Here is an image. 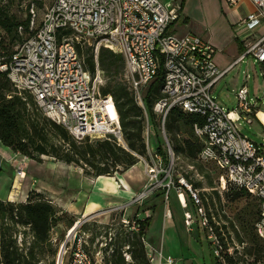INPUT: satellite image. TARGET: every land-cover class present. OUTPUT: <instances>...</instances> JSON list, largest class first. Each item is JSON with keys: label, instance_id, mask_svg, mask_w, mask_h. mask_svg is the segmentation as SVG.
Segmentation results:
<instances>
[{"label": "built area", "instance_id": "1", "mask_svg": "<svg viewBox=\"0 0 264 264\" xmlns=\"http://www.w3.org/2000/svg\"><path fill=\"white\" fill-rule=\"evenodd\" d=\"M249 1L254 11L236 23L248 36L246 50L237 62L250 55L264 66V0ZM35 15L32 3L28 8L30 30ZM180 18V5L162 4L159 0H51L41 25L19 45L8 64L0 65V72L6 73L19 94L30 95L37 109L76 141L111 138L127 150L114 100L101 93L104 74L98 61L102 48L122 55L124 78L135 103L143 110V90L157 80L161 82V96L152 110L160 119L165 148L158 151L149 147L150 125L146 123V154L138 157L146 183L133 203L140 204L158 191H164L166 200L172 190L178 202L184 203L181 196L186 184L173 182L174 153L164 132L169 111L177 108L204 119L202 124L192 126L193 136L201 145L197 161L213 164L220 170L222 189L228 183L259 201L253 230L264 242V145L242 135L238 128L241 117L235 110L220 106L211 95L212 88L228 69L217 68L213 60L216 50L208 41L195 34L176 32ZM83 47L91 50L93 72L78 52ZM236 99L239 114L251 123L248 117L254 115L255 107L248 103L246 86L237 91ZM22 174L19 171L18 177ZM188 192L214 247L217 264H226L223 254L227 252L208 223L197 193L190 188ZM120 223L130 232L140 230L138 222L130 223L124 216ZM184 224L187 227L192 224L188 212L184 213ZM142 241L145 244L144 238ZM64 246L56 264H65ZM124 256L129 260L127 254ZM147 257L153 261L152 252ZM91 261L79 245L66 264H91ZM167 263L172 264L173 260L168 258Z\"/></svg>", "mask_w": 264, "mask_h": 264}, {"label": "trees", "instance_id": "2", "mask_svg": "<svg viewBox=\"0 0 264 264\" xmlns=\"http://www.w3.org/2000/svg\"><path fill=\"white\" fill-rule=\"evenodd\" d=\"M50 3L51 0L49 5ZM8 6L10 5L2 6L0 4V65L8 64L16 52L11 50L12 44L16 41L22 43L34 34L41 25L44 14L43 12L38 24L35 15L34 26L30 30L29 16L24 20L19 19L9 13ZM19 27L22 28L20 33L23 32L25 35L23 38L20 37ZM78 52L82 54L80 49ZM85 55V62L93 72L94 63L90 48L85 50ZM98 61L103 74L108 78H115L112 81L109 80L108 86L102 87L101 93L109 94L114 100L127 150L118 146L111 138L104 140L86 138L76 141L62 126L43 116L30 95L19 94L12 87L5 72H0L1 145L38 163L42 157H48L65 165L79 167L83 170L84 175L91 178L112 177L114 174L123 173L136 165L138 157L146 154V123L153 127L152 123L145 120V115L148 120H152L153 117L158 118L160 127V119L154 114L152 108L155 101L161 96V82L157 80L146 89L143 97V110L135 103L133 94L125 80L117 78L124 70L122 55L102 48ZM203 122L204 119L196 114L184 113L177 108L169 111L164 126L166 132L171 136L173 145L169 140L168 142L173 153L183 155L190 160H197L201 145L193 136L192 126ZM178 123L189 128L192 135L181 140L175 138L178 130L175 127ZM154 149L160 151L162 147L158 145ZM227 185L234 190L228 195L231 201L247 195L244 191L238 190L230 184ZM45 195L43 192L30 191L24 202L15 203L0 200V261L3 264H38V256L43 252L52 251L53 254H56L50 239V232L52 228L63 222V215L67 213L59 211ZM122 217L123 213L120 212L119 219ZM128 220L130 223L132 221L139 223V232L128 231L120 222L116 224L115 234L112 235L105 231L104 238L109 242L102 249L104 252L102 264H151L142 241L148 226L147 220L140 221L136 218ZM75 222L76 219H69L67 229H70ZM94 227H96L95 222L90 224L84 222L80 225V229L84 233ZM18 228H24V231L30 235L31 242L25 249H20L16 245L14 235ZM99 235L92 230L90 245ZM252 241H254L253 238ZM83 250L86 252L85 247ZM124 254L129 256V260L125 259ZM244 255L253 256L254 263L260 260L264 263V249L254 243L244 250ZM223 256L226 264H237L233 256L227 253ZM91 260V264H96L92 258Z\"/></svg>", "mask_w": 264, "mask_h": 264}, {"label": "rangeland", "instance_id": "3", "mask_svg": "<svg viewBox=\"0 0 264 264\" xmlns=\"http://www.w3.org/2000/svg\"><path fill=\"white\" fill-rule=\"evenodd\" d=\"M49 2L50 0H1L0 4L2 6L10 5L8 6L9 13L24 20L28 17V8L33 3L36 13V23L38 24L44 10L48 7ZM19 34L21 38L25 36L23 32H19ZM20 44L21 42L16 41L11 45V50L16 51ZM85 50H87L86 47H83L81 50L83 57H86ZM117 78L125 80L124 70L117 76ZM113 79L115 78H108L104 75V87L108 86L109 80L112 81ZM125 83L127 84L126 80ZM243 85L247 88L248 103L249 105L254 106L256 111V114L254 112V115H250L248 117L251 120V123H247L242 118L244 116L240 115V112L237 109L236 93ZM24 94L27 93H21L23 96ZM142 95L144 97L145 90H143ZM211 95L220 106L230 111L235 110L241 117L238 121V128L242 135L258 145H264V66L257 63L252 56H245L243 60L234 65V67L227 75H225L223 79L215 84L211 90ZM145 120L149 121L153 125V127L150 125L148 132L147 142L149 147L154 149V147L159 145L162 148H165L163 144L162 129L158 126V118L153 117L152 121L151 119L148 120L147 115H145ZM176 126L177 127H175V129L178 130L175 134V138L178 140L192 135L189 128L182 126L180 123ZM164 132L167 140H169L170 144L173 145L170 139L171 136L166 132L165 126ZM0 149H2L3 152H5L4 150H9L7 152H11L10 149H7L2 145H0ZM20 156L16 158H14V156H10L6 158L3 156V153L0 152V200L2 201H8L6 196L9 192L13 191L12 187L14 179L18 178V172L22 170L21 168L24 160L22 159V161H20ZM1 157H4L3 159H5V161H3ZM49 162H51V160L48 157H42L41 161L37 163L43 166ZM137 163L139 165L136 167V171H144L142 164L140 162ZM72 167L78 172H81V176L87 178V180L92 179L91 177L84 175L81 168L73 165ZM28 169L29 173H31V168ZM22 171L26 172V169ZM220 174V170L213 164H201L195 159L190 160L185 158L183 155H177L174 153V166L172 170L173 182H182L183 184H186V186L183 187L182 192L187 195L189 200H191L188 192L189 188L197 193L204 213L208 218V223L212 226L214 234L222 243L223 249L227 253L230 252L237 264H262L261 260L254 263L253 256L244 255V250L252 246L253 243L264 249V242L256 237L253 230V222L255 221L258 213L259 201L255 197L248 194L235 201H231L229 199L230 196L228 197V195L233 193L234 190L227 185L228 183H226L225 188L222 189L219 181ZM24 176H26L27 179L28 173L23 172L22 177ZM115 176H117V173L113 175V177ZM63 177V183L67 187L69 186L68 188L72 192H75L76 190L80 191L81 188H83V192L89 191L88 189L90 185L88 184L90 183L85 185L83 183L84 181H82V177H78L73 174L63 175ZM25 180L22 181V185ZM144 182L146 183V181ZM15 187H17L18 190H15V192H17L15 195L14 193L10 194L9 198H14V201L10 202H22V186L19 187L16 183ZM40 192L45 193L46 198L50 199L51 195L42 190ZM28 193L29 191L27 192V196ZM157 193H159L160 196H162V199H164L163 203L171 204L173 202V194H169L168 200L165 201L164 191H158ZM134 199L135 198H133L130 203H133ZM120 212L123 213V216L126 219L132 218V214L129 210L124 211V209H122L121 211L118 210L114 212L101 210L91 216L85 217V220L80 218L82 223L87 222L90 224L91 222H95L96 227L85 231L84 233L83 230L80 229L81 223L69 237H67L69 230L67 229V221L69 219L76 218L70 214L63 215V222L52 228L50 232V239L53 249L56 250V254H53L52 251L43 252L38 256V264H56L58 254L63 243H65L64 249H66V254H62V259L65 264L68 261L69 255H71V253L79 245L82 249L85 247L86 253L94 261L100 262L97 264H102L104 256L102 249L105 248L106 243L109 242V240L104 238V232L108 231L112 235L116 233V224H118L121 220L119 219ZM76 221L78 220L76 219ZM24 230V228H18L16 235H14L16 245L20 249H25L31 242L30 235ZM92 230L100 235L97 236L92 245H90L89 240L91 238ZM252 238L254 241H252ZM209 245L210 250L213 253L214 247L211 244V240H209Z\"/></svg>", "mask_w": 264, "mask_h": 264}, {"label": "crops", "instance_id": "4", "mask_svg": "<svg viewBox=\"0 0 264 264\" xmlns=\"http://www.w3.org/2000/svg\"><path fill=\"white\" fill-rule=\"evenodd\" d=\"M159 1L162 4L180 5L181 18L175 26L176 32L179 35L195 34L208 41L216 50L213 58L215 65L221 71L228 69L225 74L227 75L246 50L245 42L248 36L236 27V23L254 11L250 1L233 0L234 3H230L229 0ZM4 151L0 149L6 158L20 156L12 151L7 152L9 150ZM4 157H1L3 161ZM22 159L24 162L20 168L26 169L28 176L27 179L26 176L14 179L13 191L6 196L8 201H14V198L9 197L11 193L14 195L17 193L15 192L18 190L15 187L17 183L23 189L22 202L25 201L28 191H45L51 195L50 200L59 211L75 216L78 222H81L80 218L84 219L101 210L110 212L129 210L132 218L147 220L144 247L147 253L153 254L151 264H168V258L173 260L172 264H217L209 247L207 230L201 224L195 204L185 193L181 196L184 202L182 204L178 202L174 190L169 192L173 194L171 204L163 203L164 199L157 192L140 204L130 203L143 190L146 181L144 171H136L138 163L115 177L101 176L87 180L72 165H65L51 158H49L51 162L43 166L20 156V161ZM24 167L31 168V173ZM67 174L82 177L85 185L90 183L89 191L83 192L81 188L80 191L72 192L69 186L63 183V175ZM186 212L192 216V224L189 227L184 224Z\"/></svg>", "mask_w": 264, "mask_h": 264}, {"label": "water", "instance_id": "5", "mask_svg": "<svg viewBox=\"0 0 264 264\" xmlns=\"http://www.w3.org/2000/svg\"><path fill=\"white\" fill-rule=\"evenodd\" d=\"M85 220V219H84ZM83 220V221H84ZM82 222H78L69 232H68V236L67 237H69L70 235H72L73 233H74V231L76 230V228L78 227V225H80ZM63 246H64V243L62 244V246H61V249H60V251H59V254H58V260H57V262H59L60 261V257H61V253H62V248H63Z\"/></svg>", "mask_w": 264, "mask_h": 264}, {"label": "bare ground", "instance_id": "6", "mask_svg": "<svg viewBox=\"0 0 264 264\" xmlns=\"http://www.w3.org/2000/svg\"><path fill=\"white\" fill-rule=\"evenodd\" d=\"M77 223H78V221H76V222L74 223V225L72 226V228H73ZM72 228H71V229H72ZM71 229H70V230H71ZM70 230H69V231H70Z\"/></svg>", "mask_w": 264, "mask_h": 264}]
</instances>
